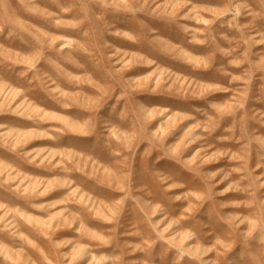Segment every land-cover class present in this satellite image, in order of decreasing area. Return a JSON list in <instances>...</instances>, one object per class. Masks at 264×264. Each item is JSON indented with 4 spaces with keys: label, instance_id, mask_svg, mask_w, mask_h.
<instances>
[{
    "label": "rangeland",
    "instance_id": "rangeland-1",
    "mask_svg": "<svg viewBox=\"0 0 264 264\" xmlns=\"http://www.w3.org/2000/svg\"><path fill=\"white\" fill-rule=\"evenodd\" d=\"M0 264H264V0H0Z\"/></svg>",
    "mask_w": 264,
    "mask_h": 264
}]
</instances>
